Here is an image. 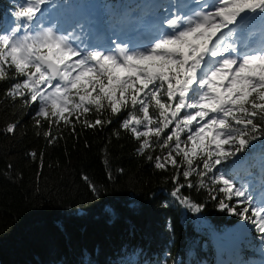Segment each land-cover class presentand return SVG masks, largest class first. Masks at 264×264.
Returning <instances> with one entry per match:
<instances>
[{
	"label": "trees",
	"instance_id": "16d2710c",
	"mask_svg": "<svg viewBox=\"0 0 264 264\" xmlns=\"http://www.w3.org/2000/svg\"><path fill=\"white\" fill-rule=\"evenodd\" d=\"M45 1L58 32L82 26L93 37L96 19L80 14L83 5L98 6L104 32L111 18L147 7L146 0ZM37 7L36 0H0V264L258 260L264 84L253 90L241 79L226 98L211 87L209 103L225 108L215 118L202 105L212 117L205 127L198 109L187 108L197 91L188 100L177 94L192 75L182 65L192 54L185 32L146 48L154 74L142 67L124 75L97 51L78 72L66 69L67 84L54 83L32 54L62 60L80 52L58 56L54 37L28 30ZM8 28L20 31L13 42ZM172 48L176 59L164 54Z\"/></svg>",
	"mask_w": 264,
	"mask_h": 264
},
{
	"label": "rangeland",
	"instance_id": "374dc122",
	"mask_svg": "<svg viewBox=\"0 0 264 264\" xmlns=\"http://www.w3.org/2000/svg\"><path fill=\"white\" fill-rule=\"evenodd\" d=\"M36 1L39 8L41 7V13L38 14L42 15L43 18L41 19H43L44 22L40 27L38 26L39 23L34 25L35 33H42L54 37L57 41V48L55 51L58 56H64V53L71 55L73 48L78 49L81 53L75 59L68 58L63 61L58 60L62 67L60 80L62 79L65 84H67V78L63 75V69L67 68L71 72L81 68L84 59L82 53L87 52L89 47L101 45L102 50H104L108 56L110 55V57H113L112 47H110L107 42L100 43V41L94 40V37L91 38L84 32V27L75 28L72 31L71 37L69 35L70 32H67L66 35L63 36L65 32H58L56 28H54L55 24L53 27V20L49 22L50 15L53 17L51 6H41L42 0ZM159 3L166 6L168 13L164 15H166L165 19L167 17L170 18L168 22H163V13L161 15L155 14ZM146 4L147 8L145 9V14H143L142 17L138 16L137 19V24L141 27L143 34L138 41V46L133 47L134 45L128 42L127 39H122L119 42H116V39H112L115 43V47H120L122 50V54H119L121 55L120 58L117 56V59L114 60V64L117 65V71L124 75H130L135 69L144 67V69L150 73H156L158 68L153 67L154 64L151 61V57L147 54L146 47L150 46L151 43L153 44L152 46H155L161 40V36L157 32V29L161 28L165 33L164 29L166 28L168 32L171 33L174 28L182 27L180 32L187 33L188 45L192 50L191 57H185L182 65H190L192 75L188 76L179 86L177 94H182L185 95L186 98H189L194 90L197 91L195 96H193L195 100L188 103L187 108L198 109L196 113L201 115V123L204 126L210 125L212 117L203 111L201 108L202 105L208 103L213 109L216 105H220V112L215 114V118L219 117L224 111L225 104L222 102L216 101L212 104L209 103L208 91L211 87L218 91H223L226 98L229 96L232 88L237 85L241 79L246 80L253 90L260 84H264V45H261L263 44L261 39L264 37V0H259L245 7L236 6L235 0H202L199 7L195 9L196 19L194 20L192 19V12H187L186 10H184L179 17H176L175 13L173 15L171 0H166V2H164V0H146ZM120 5L122 10L126 9L127 5L125 2ZM97 8L98 6L96 5L92 7V9L98 10ZM152 8L155 9L154 12H152ZM67 11L73 12L76 10L73 5H69ZM79 12L81 15L89 12L92 19L97 15V11H92L87 5H83ZM130 18L131 16L123 18L113 17L111 18V22L114 20H125L124 23L127 24L132 22ZM96 20L91 27L94 30H97L99 26L98 19L96 18ZM90 21L91 19L89 22ZM159 21L160 24L155 26ZM30 22L32 24V20H30ZM133 27L134 26H132V28ZM118 28L112 27L110 29L112 30L111 34L113 35ZM132 28H130V30ZM236 30L238 33H235ZM4 31L5 34L10 32L8 29ZM147 31H150V33H147ZM14 33L16 32L12 31L10 32L12 35L9 34L8 36L10 42L15 40L13 36L16 35ZM69 37L70 40H67ZM258 45H261L263 48L261 50H256ZM129 48L130 53L126 54V50ZM164 54L174 59L179 56L175 48L165 51ZM52 56L55 57L54 55ZM218 58L224 60L221 64L216 65L217 68H214L211 62ZM138 78L142 80L143 75H140ZM198 80H201V84H199L200 88L197 86ZM205 129L207 131L209 130L208 128ZM234 138L235 137L231 135L225 140ZM198 144L200 145L201 141H198ZM259 195V199L254 208L257 211L259 223L264 227V191ZM254 264H264V244L261 248L260 259Z\"/></svg>",
	"mask_w": 264,
	"mask_h": 264
},
{
	"label": "water",
	"instance_id": "95a60500",
	"mask_svg": "<svg viewBox=\"0 0 264 264\" xmlns=\"http://www.w3.org/2000/svg\"><path fill=\"white\" fill-rule=\"evenodd\" d=\"M38 60L42 65L46 66L51 71V73H53L52 75L54 79L57 80L60 75V67L58 63L54 59L45 57L43 55H40Z\"/></svg>",
	"mask_w": 264,
	"mask_h": 264
}]
</instances>
